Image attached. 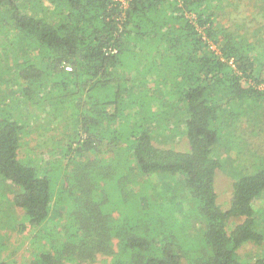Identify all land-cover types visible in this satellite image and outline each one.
I'll return each mask as SVG.
<instances>
[{"label": "trees", "instance_id": "obj_1", "mask_svg": "<svg viewBox=\"0 0 264 264\" xmlns=\"http://www.w3.org/2000/svg\"><path fill=\"white\" fill-rule=\"evenodd\" d=\"M20 1L0 0V32L16 31L27 47L15 69L22 97L34 104L56 99L58 110L67 109V129L75 136L78 124L84 134L63 148L75 158L54 193L50 176L19 157L29 119L0 111V180L16 186L12 203L25 227H44L43 242L33 241L39 252L26 264H85L112 253L114 238L110 264H264V257L243 262L237 254L264 243L254 208L264 165L231 178L227 208L217 201L222 163L214 147L223 120L235 118L239 102L264 103V74L254 46L216 24V0H50L55 22ZM138 76L140 84L152 82L130 88ZM149 84L183 117L187 150L156 144L140 123L144 114H160L151 109L158 98ZM84 151L96 154L84 158ZM154 173L180 174L186 194L150 196L135 177Z\"/></svg>", "mask_w": 264, "mask_h": 264}, {"label": "rangeland", "instance_id": "obj_2", "mask_svg": "<svg viewBox=\"0 0 264 264\" xmlns=\"http://www.w3.org/2000/svg\"><path fill=\"white\" fill-rule=\"evenodd\" d=\"M20 2L26 4L23 6L26 11L34 7L36 10L46 12L53 22L60 18L55 14L56 8L50 0H21ZM121 2L122 6H126V0H121ZM213 5L215 6L216 24L230 28L236 33V36H240L254 46L259 61H261L262 74H264V0H216ZM7 30L10 29H6V33L0 32V111L29 119L30 133L24 137L21 143L19 157L34 165L43 174L50 176L53 191L56 193L66 184L68 171L72 168L70 158L73 157L74 152L65 155L63 148L67 145L70 137L76 136V133L80 138H77L79 141L75 139L73 147L80 144L78 142L84 139V134L80 131L78 124L74 127L77 128L75 136L72 133L73 130L67 129V109L58 110L57 107L60 104L56 99L46 97L44 101L34 104L22 97L21 81L16 78L15 69L17 61L24 57L28 51L26 45L23 44V37L20 35L17 37L16 31L11 30L9 33ZM33 50H31L32 53ZM137 57V54L130 56L129 61H133ZM63 66L66 70H71L70 64ZM121 72L124 78H128L127 71ZM147 76L154 77L155 73L148 72ZM138 78L139 76L133 81L128 80L130 88H144L148 86V82H152L149 80L145 84H140ZM152 88L153 85H151ZM161 91L156 87L150 91L158 98V105H152L151 109L160 114L157 116L144 114L141 116L142 118L140 117V123L150 129L156 144L187 150V141L181 127L183 117L175 114V108L173 110L170 103L165 101V95ZM166 104L172 109L170 112L167 111L169 106L166 108ZM234 107L236 108H234V112L237 114L235 118L223 120L226 124L221 127L222 134L214 147V155L222 163L219 175L216 174V178L217 175L218 178L217 181L215 178V189L218 192L217 201L223 208L228 207L231 199V178L234 179L243 173L252 172L257 166L264 165V103L258 99H251L243 103L239 102ZM163 109L167 111V116L161 113ZM103 148L97 154L94 151H84L83 154L86 156L84 158H93L95 154L99 157L103 156L102 152L105 150ZM81 157L82 155H78L77 158L82 159ZM143 178L135 177L139 183H147L150 196L155 192L168 196H173L175 193L186 194L182 176L178 173H154L150 174L148 178ZM115 179L119 178L115 177ZM133 179L134 177H130V180ZM133 181L128 185L135 188L136 185L132 184ZM117 184L118 186L122 185L119 182ZM15 191L16 186L8 181L0 180V197L2 198L0 202V264H26L39 252L40 245L33 241L38 238L39 242H43L38 236L39 232L44 229L42 225L32 228L25 227L27 222L22 215V210L16 208L12 203ZM113 197L118 204L117 194H114ZM254 208L257 228L264 233V192L255 199ZM117 212L116 209L115 216L118 215ZM233 223L230 221L229 225ZM22 224L24 229H20ZM46 225L51 226L52 222H47ZM113 242L112 253L98 252L92 260L85 264H110L112 255L118 250L117 239L114 238ZM237 254L241 261L253 262L264 257V243L262 246L252 243L245 244L238 249Z\"/></svg>", "mask_w": 264, "mask_h": 264}, {"label": "built area", "instance_id": "obj_3", "mask_svg": "<svg viewBox=\"0 0 264 264\" xmlns=\"http://www.w3.org/2000/svg\"><path fill=\"white\" fill-rule=\"evenodd\" d=\"M69 69V68H68Z\"/></svg>", "mask_w": 264, "mask_h": 264}]
</instances>
